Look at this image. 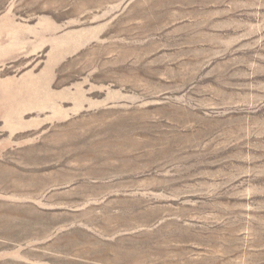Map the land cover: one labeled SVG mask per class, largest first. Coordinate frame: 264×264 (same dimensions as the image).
I'll return each mask as SVG.
<instances>
[{
	"label": "rangeland",
	"instance_id": "374dc122",
	"mask_svg": "<svg viewBox=\"0 0 264 264\" xmlns=\"http://www.w3.org/2000/svg\"><path fill=\"white\" fill-rule=\"evenodd\" d=\"M0 264H264V0H0Z\"/></svg>",
	"mask_w": 264,
	"mask_h": 264
}]
</instances>
